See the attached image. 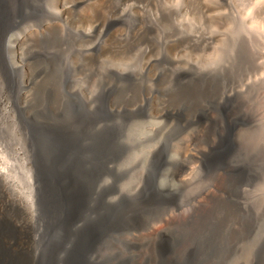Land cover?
Segmentation results:
<instances>
[{"label": "bare ground", "instance_id": "1", "mask_svg": "<svg viewBox=\"0 0 264 264\" xmlns=\"http://www.w3.org/2000/svg\"><path fill=\"white\" fill-rule=\"evenodd\" d=\"M69 12L78 15L70 20ZM149 23L130 0H0V149L9 148L14 159L0 158V264H193L206 250L204 237L195 251H185L173 229L185 212L201 220L220 203L235 202L245 185L246 168L235 161L236 134L251 108L239 86L230 84V96L217 90V82H100L108 87L98 94L74 76L65 91L51 79L57 60L49 40L66 42L68 61L86 70L102 57L131 52L147 58L148 68L160 60ZM124 71L113 66L109 73L121 79ZM196 96L206 98L205 105ZM195 107L201 109L194 113ZM133 118L146 122L149 140L182 136L181 162L166 158L168 141L149 145L152 163L160 162L152 181L174 193L171 185H184L199 164L208 184L192 203L164 202L153 187L155 194L138 197L118 190L115 166L129 149L124 127ZM7 130L15 136L10 142ZM168 162L176 163L169 184L160 172Z\"/></svg>", "mask_w": 264, "mask_h": 264}, {"label": "rangeland", "instance_id": "2", "mask_svg": "<svg viewBox=\"0 0 264 264\" xmlns=\"http://www.w3.org/2000/svg\"><path fill=\"white\" fill-rule=\"evenodd\" d=\"M130 1L139 4L144 15L151 21L148 33L150 44L155 48L153 54L160 60L152 61L145 68L147 58L136 52L126 53V56L116 54L117 56L102 57L104 60L101 58L93 70L88 69L91 71L89 72L81 63L68 61L70 47L66 42L49 40L51 53L57 60L51 68L52 82H58L59 90L65 91V82H72L74 79L73 82L92 87L98 94L108 87L104 83L100 88V82H217V90L230 96V84L238 85L251 108L248 124L236 134L235 161L246 168L245 185L237 192L235 202L227 203L228 205L224 202L217 205V208L213 207L211 216L206 214L203 219L198 220L190 211L185 212L178 217V225L173 231L182 236L183 249L187 252L195 251L202 238H211L207 239L209 241L204 240L210 246L203 245L206 250L194 256L195 259L192 258L195 260L192 261L193 264H264V0ZM69 14L67 17L70 20L78 15ZM126 19L131 23L133 21V17ZM178 37L184 40L175 44L172 40ZM188 38L192 39L187 40ZM110 61L113 63H109ZM110 64H114L115 68L125 69L119 74L121 79L110 76L109 70L113 67ZM25 73L28 76V69ZM176 73L187 77L175 79ZM71 76L74 78L71 79ZM95 82L98 84L95 85ZM247 84L254 89L247 92ZM123 97L118 99H124ZM196 98V102L205 105L206 98ZM93 102L102 100L93 98ZM212 106L218 107L219 104L212 102ZM151 107L159 108L156 104ZM198 109L201 107H195L193 112L197 113ZM119 118L120 116H116L113 121H118ZM134 119H130L124 127L130 137L127 139L129 149H125L115 166V171L121 176L117 183L118 190L128 197H138L154 190L164 202L181 200L192 203L193 198H197L208 184V176L199 164L194 165L193 175L184 176L187 180L184 185H171L175 189L174 193L168 192L164 187L159 188V183L152 181L160 162L152 163L151 148L154 144L159 146L168 141L165 144L166 158L181 162L183 158L178 150L182 149V136L179 135L173 142L169 139L165 141V134L149 140L145 135L149 132L146 122L141 118H136V121ZM4 137L5 142H10L15 136L11 130H7ZM3 151L2 149L0 152V158L6 157V161L13 163L9 148L4 154ZM175 167L176 163L168 162L160 169L163 181L168 184L171 182L168 176ZM147 188H150L149 191H145ZM216 209L218 210L215 211ZM214 221L217 222L216 225ZM228 245L231 248H227Z\"/></svg>", "mask_w": 264, "mask_h": 264}]
</instances>
